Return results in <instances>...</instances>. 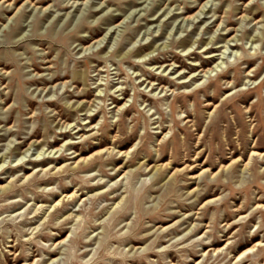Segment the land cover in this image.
<instances>
[{
  "label": "rangeland",
  "instance_id": "1",
  "mask_svg": "<svg viewBox=\"0 0 264 264\" xmlns=\"http://www.w3.org/2000/svg\"><path fill=\"white\" fill-rule=\"evenodd\" d=\"M3 156L0 264H264V0H0Z\"/></svg>",
  "mask_w": 264,
  "mask_h": 264
},
{
  "label": "bare ground",
  "instance_id": "2",
  "mask_svg": "<svg viewBox=\"0 0 264 264\" xmlns=\"http://www.w3.org/2000/svg\"><path fill=\"white\" fill-rule=\"evenodd\" d=\"M205 7H207V3L206 4H204V5H202V8L200 9V11L198 12V14L201 12V11H203V9L205 8ZM202 13V12H201ZM188 19H192V17H189ZM122 23V22H121ZM118 25H120V24H118ZM106 36V35H105ZM104 37V36H103ZM100 38L99 40H96L95 41V43H98V45H100V43H102V42H104V40H105V38ZM192 47V46H191ZM191 47H189V48H191ZM218 47V46H217ZM89 48H91V45L89 46ZM188 48V49H189ZM148 53H150V52H148ZM148 53H146L145 55H142L140 58H146L145 56H147L148 55ZM210 56V55H209ZM210 57H212V56H210ZM149 60H151V59H149ZM224 64V62H221V63H219V64H217L215 67H209V68H207L206 70H200V72H203L204 74H203V76L202 77H206V75L208 74V75H210V77H211V74H212V72L213 71H216L218 68H221V70L223 71V65ZM162 66L163 65H161L160 67L162 68ZM224 72V71H223ZM213 75V74H212ZM194 79V78H193ZM147 80V79H146ZM145 80V81H146ZM149 84H150V82H149ZM152 85H154V82H152ZM162 87H164V86H162ZM120 91H123V90H120ZM214 97H216V95H214ZM207 104H208V102H207ZM35 144V143H34ZM34 144H30V146H29V148L28 149H30L32 146H34ZM58 151H59V149H57ZM27 151V150H26ZM41 151H43V150H41ZM24 153V152H23ZM26 154H27V152H25ZM43 153V152H42ZM52 153V152H51ZM57 153V152H56ZM125 153H126V155H128V151L126 152L125 151ZM255 154H257V152L256 151H252L251 152V154H250V158H249V161H247L245 164H244V169H246V168H248V166H249V164H250V161L252 160V156H254ZM40 155H41V153H40ZM27 156V155H26ZM46 156V155H45ZM2 158V157H1ZM1 160V159H0ZM6 160V157H4L3 156V159H2V163H1V165H0V168H1V166H4V164H5V161ZM84 160H86V159H84ZM43 161V160H42ZM41 161V162H42ZM80 161V160H79ZM78 161V162H79ZM225 168H228V167H226L225 166ZM30 175H28L27 177H29ZM4 187L3 186H0V190H2Z\"/></svg>",
  "mask_w": 264,
  "mask_h": 264
}]
</instances>
